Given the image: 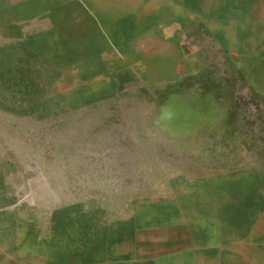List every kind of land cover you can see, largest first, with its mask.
I'll list each match as a JSON object with an SVG mask.
<instances>
[{
	"label": "rangeland",
	"instance_id": "rangeland-1",
	"mask_svg": "<svg viewBox=\"0 0 264 264\" xmlns=\"http://www.w3.org/2000/svg\"><path fill=\"white\" fill-rule=\"evenodd\" d=\"M13 2L27 30L59 27L42 65L0 62V212L57 231L76 264H217L248 224L258 255L264 79L249 76L253 63L212 53L192 23L160 60L118 70L110 45L126 0ZM231 198L251 200L249 222Z\"/></svg>",
	"mask_w": 264,
	"mask_h": 264
},
{
	"label": "crops",
	"instance_id": "crops-1",
	"mask_svg": "<svg viewBox=\"0 0 264 264\" xmlns=\"http://www.w3.org/2000/svg\"><path fill=\"white\" fill-rule=\"evenodd\" d=\"M124 4L130 7L123 9L114 22L116 39L110 45L123 63L118 70H139L143 63L160 60L168 54L172 42L174 46L178 44L174 42L175 31L193 23L211 37L212 53L220 48L230 60L252 62L249 76L264 79V0H126ZM18 10L13 0H0V62L42 65L43 43L48 38L58 39L59 24L55 21L43 31L41 21L37 24L35 19L32 30H27L23 23L27 16L21 18ZM87 25L90 27L88 20L83 29ZM120 33H124L121 40ZM68 35V42L73 41L75 35ZM91 46L92 43H83L77 48L83 54L109 52L106 46L93 51ZM75 52L72 47L70 53ZM96 60L102 62L101 57ZM3 68L0 66L1 71ZM258 87L264 93V84L260 82ZM259 199V205L264 206V194ZM230 202L233 215L242 213L244 221L249 222L247 207L251 200L231 198ZM238 206H242L241 210ZM257 216L258 221L264 222V210ZM246 228L242 235L233 230L231 242L235 245L225 258L219 257L217 264L225 260V264H264V246L255 247L258 255L250 256V225ZM64 240L57 231L37 227L19 212H0V264H76L74 245L69 246Z\"/></svg>",
	"mask_w": 264,
	"mask_h": 264
}]
</instances>
